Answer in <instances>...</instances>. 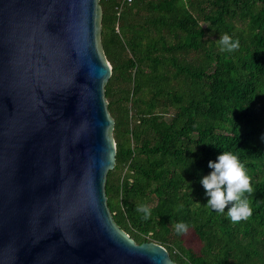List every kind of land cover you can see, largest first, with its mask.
I'll use <instances>...</instances> for the list:
<instances>
[{"label": "trees", "instance_id": "1", "mask_svg": "<svg viewBox=\"0 0 264 264\" xmlns=\"http://www.w3.org/2000/svg\"><path fill=\"white\" fill-rule=\"evenodd\" d=\"M113 73L116 164L106 196L137 243L178 264H264V0H100ZM240 41L221 51L223 34ZM253 177V216L232 222L200 183L222 151ZM151 208L148 220L137 210ZM183 205V207H180ZM189 223L177 235L175 224Z\"/></svg>", "mask_w": 264, "mask_h": 264}, {"label": "water", "instance_id": "2", "mask_svg": "<svg viewBox=\"0 0 264 264\" xmlns=\"http://www.w3.org/2000/svg\"><path fill=\"white\" fill-rule=\"evenodd\" d=\"M100 0H0V264H178L114 220Z\"/></svg>", "mask_w": 264, "mask_h": 264}, {"label": "clouds", "instance_id": "3", "mask_svg": "<svg viewBox=\"0 0 264 264\" xmlns=\"http://www.w3.org/2000/svg\"><path fill=\"white\" fill-rule=\"evenodd\" d=\"M218 43L221 51L228 53H234L240 48L239 39L227 33L219 38ZM208 166L211 171L200 179L208 197L207 206L218 214H224L227 207V215L232 222L250 219L254 210L250 197L255 189L253 177L249 175L245 163L237 154L226 150L215 160H210ZM137 210L144 214L145 220L152 214L151 208L146 204L139 205ZM189 226L187 222H177L175 232L177 235L186 233Z\"/></svg>", "mask_w": 264, "mask_h": 264}, {"label": "built area", "instance_id": "4", "mask_svg": "<svg viewBox=\"0 0 264 264\" xmlns=\"http://www.w3.org/2000/svg\"><path fill=\"white\" fill-rule=\"evenodd\" d=\"M125 3H132L134 0H123Z\"/></svg>", "mask_w": 264, "mask_h": 264}]
</instances>
